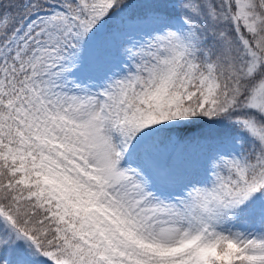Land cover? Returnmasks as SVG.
Returning <instances> with one entry per match:
<instances>
[{
    "label": "snow or ice",
    "instance_id": "6c2138e0",
    "mask_svg": "<svg viewBox=\"0 0 264 264\" xmlns=\"http://www.w3.org/2000/svg\"><path fill=\"white\" fill-rule=\"evenodd\" d=\"M0 264H264V0H0Z\"/></svg>",
    "mask_w": 264,
    "mask_h": 264
}]
</instances>
